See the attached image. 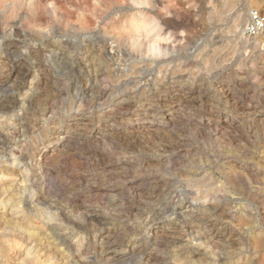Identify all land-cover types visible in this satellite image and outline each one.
<instances>
[{
	"label": "rangeland",
	"instance_id": "374dc122",
	"mask_svg": "<svg viewBox=\"0 0 264 264\" xmlns=\"http://www.w3.org/2000/svg\"><path fill=\"white\" fill-rule=\"evenodd\" d=\"M254 11L264 18V0H0L2 98L17 103L0 110V151L15 155L0 163L11 174L0 176V264H264V31L246 32ZM89 53L111 94L103 101L74 97L92 74ZM170 86L188 98L164 121ZM38 104L48 110L36 131ZM17 223L34 247L27 233L4 239Z\"/></svg>",
	"mask_w": 264,
	"mask_h": 264
},
{
	"label": "bare ground",
	"instance_id": "6f19581e",
	"mask_svg": "<svg viewBox=\"0 0 264 264\" xmlns=\"http://www.w3.org/2000/svg\"><path fill=\"white\" fill-rule=\"evenodd\" d=\"M170 24H172V23H170ZM172 27V26H171ZM165 29H166V27H165ZM172 29H174V28H172ZM102 40H105V38L103 39V38H101ZM100 40V39H99ZM86 41V40H85ZM165 41V40H164ZM105 43H106V41H104ZM96 43V42H95ZM148 43H149V41H148ZM169 44V43H168ZM139 45V44H138ZM154 45V44H153ZM171 45V44H170ZM68 46V45H67ZM167 46V45H166ZM176 47V46H175ZM150 49H152V48H150ZM168 49V48H167ZM74 50V49H73ZM148 50V49H147ZM152 51V50H151ZM165 51V50H164ZM4 52V51H3ZM149 52V51H148ZM168 52H169V50H168ZM107 53V52H106ZM173 53V52H172ZM110 54V53H109ZM86 57H88V56H86ZM61 58H63V57H61ZM90 58V59H89ZM52 59V58H51ZM88 59H89V61L87 62V67H89V68H93L91 71H92V74L91 75H89L87 78H85V79H82L78 84V86L75 88V99H85L86 98V96H88L87 95V93L88 92H93L94 94H96V97L95 98H97L98 100H102L103 101V99H106V98H108V97H110L111 96V94H109V92L107 91V90H105L104 88H101V87H99L98 85H97V83H98V80H99V78L101 77V75H102V69L101 68H96L94 65H93V63H92V61H93V59H94V56H93V53H89V57H88ZM133 60V59H132ZM41 62V61H40ZM63 62V61H62ZM60 63V62H59ZM86 63V62H85ZM42 66H46L47 65V63H40ZM61 64H63V63H61ZM144 64V63H143ZM149 64V63H148ZM185 64V63H184ZM50 65V64H49ZM137 65V64H136ZM135 65V66H136ZM59 66H61V65H59ZM58 66V67H59ZM102 66V65H101ZM188 66V65H187ZM25 67V62H23V61H18L17 63H16V69H18V70H20V69H23ZM84 67H85V65H84ZM141 67H143V66H141ZM29 68V67H28ZM60 68H63V67H60ZM133 68V67H132ZM135 68V67H134ZM149 68V67H148ZM186 69V68H185ZM70 70V69H69ZM130 70V69H129ZM128 70V71H129ZM139 70H142V69H139ZM180 70H181V68H180ZM184 70V69H183ZM3 71V70H2ZM7 71V70H6ZM9 71V70H8ZM4 73H5V71H3ZM22 72H24V71H22ZM140 72H142V71H140ZM186 72V71H185ZM120 73H122V72H120ZM119 73V74H120ZM57 74V73H56ZM130 74V73H129ZM125 75H126V73H125ZM131 75V74H130ZM19 76V75H18ZM54 76V75H53ZM79 76V75H78ZM127 76V75H126ZM135 76V75H134ZM22 78V77H21ZM41 84H40V86H38V88L36 89V91H37V98L38 97H44L45 96V92H47L45 89H47V77H46V75H45V73H43V71H42V74H41ZM127 78V77H126ZM122 79V78H121ZM185 79V78H184ZM133 80V79H132ZM134 81H135V79H134ZM16 82V87H18L19 89H21L22 87L24 88L25 87V82H24V79L22 78V80H20V82H18V81H15ZM15 84V83H14ZM131 84V83H130ZM137 84V83H136ZM139 84V83H138ZM130 86V85H129ZM44 87H46V88H44ZM176 87L177 86H170V89H171V93L172 92H175L176 91V94L174 95V97L173 96H171L170 95V93H168V92H166V93H164L162 96H160V102L158 103L159 105H160V107H163V106H165L167 103H169V104H171L170 106V110H171V112H169L168 114H166V115H164L162 118H163V120L164 121H172L174 118H178V116H179V114L181 113L180 111H181V108L183 107V105H184V103H185V99H187L188 98V92L186 91V88H184V87H182V86H180V87H178V89H176ZM166 88V87H165ZM222 88V87H221ZM126 89V88H125ZM8 91V88H6V81H1V83H0V110H2V111H5L6 109H13V107L14 106H16L17 105V103H16V101H14V100H10L9 98H2L3 97V94H5L6 92ZM113 91V90H112ZM111 91V92H112ZM164 91V90H163ZM115 92V91H114ZM224 92V91H223ZM33 96V95H32ZM95 96V95H94ZM93 96V97H94ZM223 96V95H222ZM225 96H227L226 98L228 99V98H230V94L228 93V92H226L225 93ZM92 98V97H91ZM113 98V97H112ZM190 100V99H189ZM35 101H37V99L35 98V97H31L29 100H28V105H29V107H30V109H34L35 110ZM40 101L42 102L43 100H41L40 99ZM82 101V100H81ZM92 101H94V100H92ZM99 101V102H100ZM105 101V100H104ZM39 102V101H38ZM45 102V101H44ZM43 102V103H44ZM84 102V101H83ZM46 103V102H45ZM79 103V102H78ZM82 103V102H81ZM85 103V102H84ZM98 103V102H97ZM96 103V104H97ZM101 103V102H100ZM119 104V103H118ZM232 104V103H231ZM107 106V105H106ZM120 106L122 107L121 109L122 110H124V111H129V110H131L133 107H134V104L133 103H128L127 101H123V102H121L120 103ZM235 107V109L237 110V109H239V107H237V104H235L234 105ZM50 108V107H49ZM194 109V108H193ZM210 109V108H209ZM36 110H38L40 113H41V117H38L37 116V118H39V121H35L34 122V125H33V127H34V129H36V131H39V130H43L44 129V123H45V115H46V111L48 110V108H47V104H38V108H36ZM109 110H113V109H111L110 107H106V111H109ZM117 110V109H116ZM239 111V110H238ZM65 112V111H64ZM111 112V111H110ZM102 113V112H101ZM114 113H115V111H114ZM167 113V112H166ZM246 113V112H245ZM109 114V113H108ZM111 114V113H110ZM117 114V113H116ZM115 114V115H116ZM128 114H133L134 116H139L140 115V112L139 111H137V110H135L133 113H128ZM243 114V113H242ZM40 116V115H39ZM110 116V115H109ZM157 116V115H156ZM253 116V115H252ZM122 119H123V117L122 116H120ZM119 117V118H120ZM133 117V116H132ZM180 117V116H179ZM214 121V120H213ZM158 123V122H157ZM163 123V122H162ZM24 124V123H23ZM26 124V123H25ZM27 131V130H26ZM3 136L0 134V143H2L3 142ZM6 140V139H5ZM59 140V139H58ZM11 148V147H10ZM9 150V149H8ZM8 150H5V149H3L2 151H0V163L2 162V161H12L14 158L12 157L13 155L11 154L10 155V151L8 152ZM11 150V149H10ZM15 156V155H14ZM24 157V156H23ZM41 158V157H40ZM14 161V160H13ZM13 163L14 162H12V164H10V165H13ZM26 163V162H25ZM7 164H8V162H7ZM15 164V163H14ZM20 164V163H19ZM2 166H4V165H2ZM7 166V165H6ZM26 166L27 167H29V166H31V164H26ZM11 168V167H10ZM0 169L1 170H4V171H7L8 169H4V168H1L0 167ZM44 173V172H43ZM47 173V172H46ZM46 173H44V174H46ZM2 175H4V177L5 176H7L8 177V179H9V177L11 176V174H5V172H0V176L2 177ZM45 176V175H44ZM0 177V183H1V180L3 181L4 179H2ZM46 179H47V177H46ZM48 180V179H47ZM47 182V181H46ZM47 184V183H46ZM48 186V185H47ZM156 188V187H155ZM144 193V192H143ZM154 201V200H153ZM6 202V201H5ZM17 205V204H16ZM172 207V206H171ZM14 208H15V206H14ZM173 208V207H172ZM15 210V209H14ZM126 210V209H125ZM171 210V209H170ZM124 211V210H123ZM155 211V210H154ZM17 213V212H16ZM13 214V213H12ZM92 217V216H91ZM192 217V216H191ZM193 218V217H192ZM201 218V217H200ZM199 219V218H198ZM197 219V220H198ZM211 219V218H210ZM94 220V219H93ZM200 221H203L202 219H200ZM49 222V221H48ZM51 222V221H50ZM78 222V221H77ZM91 222V221H90ZM24 223V222H23ZM7 224V223H6ZM10 224V223H9ZM8 224V225H9ZM19 223H17V226H11L10 228H8V229H6V232H4L2 235H3V237H4V239L5 238H9V237H15V238H20V239H24L26 236V233L28 234V236H27V240L28 241H30L29 242V244H30V248H31V246L32 247H34L33 245H32V243L35 241V240H31L33 237H36L34 234H33V232L31 231V229L29 228L30 226H23V228H21V227H18L19 225H18ZM25 224V223H24ZM74 224H77V226L78 227H81V225H80V223H74ZM150 224V223H149ZM203 224L206 226V228L208 229V233H211L213 230H216V227H217V223H215V222H212L211 223V221L210 222H208V221H205V222H203ZM27 225V224H26ZM86 225V224H85ZM223 227V226H222ZM226 227V226H225ZM154 230H157V229H154ZM218 230H219V228H218ZM32 233H31V232ZM216 232H218V231H216ZM220 233H222V232H220ZM56 234V233H55ZM163 234V233H162ZM2 235H1V237H2ZM59 235V234H58ZM25 236V237H24ZM161 236V235H160ZM119 237V236H118ZM210 237V236H209ZM58 238V237H57ZM166 240H168L169 239V236H165L164 237ZM10 239V238H9ZM6 240V239H5ZM59 240L62 242V243H66L67 241H68V239L65 237V236H63V235H60L59 236ZM32 241V242H31ZM51 241V240H50ZM3 242V241H2ZM7 242V241H6ZM12 242H16L17 243V239L16 240H13ZM160 242V241H159ZM68 243V242H67ZM4 244V243H3ZM8 244H10L9 242H8ZM34 244V243H33ZM63 244V245H64ZM157 244V243H156ZM5 245V244H4ZM106 245H107V248H112L114 245H115V243H113L112 242V240H108L107 242H106ZM137 245V244H136ZM13 246V245H12ZM16 246V245H15ZM132 246V245H131ZM5 247H7V246H5ZM17 248V247H16ZM29 248V249H30ZM37 248V247H36ZM12 249H14V248H12ZM34 249V248H33ZM31 250V249H30ZM30 250H28L27 251V257L26 258H29V256L31 255V251ZM11 251V250H10ZM35 251V250H34ZM37 251H35V255L38 253H36ZM86 252V251H85ZM6 253H8L7 251H6ZM25 254V253H24ZM26 255V254H25ZM34 255V254H33ZM34 255V256H35ZM123 256L125 255V254H122ZM32 257V256H31ZM77 257V256H76ZM140 257V256H139ZM141 257H143V255H141ZM57 258V257H56ZM130 258V257H129ZM33 259V258H32ZM59 259V258H58ZM142 259V258H141ZM26 260V259H25ZM63 260L64 259H60V261H62L63 262ZM28 261H30V259H28ZM27 261V262H28ZM56 261H58V260H56ZM26 262V263H27ZM150 262V261H149ZM30 263V262H29ZM82 263V262H81ZM96 263V262H95ZM51 264H55V261H53Z\"/></svg>",
	"mask_w": 264,
	"mask_h": 264
},
{
	"label": "built area",
	"instance_id": "2783aa9c",
	"mask_svg": "<svg viewBox=\"0 0 264 264\" xmlns=\"http://www.w3.org/2000/svg\"><path fill=\"white\" fill-rule=\"evenodd\" d=\"M249 20L250 23L246 30L248 34L255 35L264 31V18L259 12H251Z\"/></svg>",
	"mask_w": 264,
	"mask_h": 264
}]
</instances>
